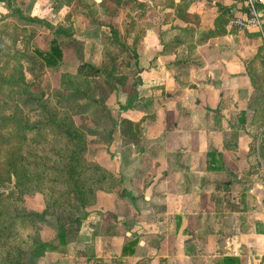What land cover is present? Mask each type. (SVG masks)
<instances>
[{
  "label": "crops",
  "instance_id": "obj_1",
  "mask_svg": "<svg viewBox=\"0 0 264 264\" xmlns=\"http://www.w3.org/2000/svg\"><path fill=\"white\" fill-rule=\"evenodd\" d=\"M107 1L82 0L76 8L85 12L89 4L97 12L100 24L90 19L92 51L86 56L95 66L104 61L98 29L147 30L139 51L144 70L134 90L137 99L126 110L112 109L111 152L93 155L121 179V186L112 193L97 192L80 224L69 227L66 244H59L55 230L42 236L54 248L36 264H259L264 254V172L254 152H224L232 134L223 111L213 108L227 98L220 93L224 79L241 71L230 61L229 47L236 40L230 34L205 36L218 27V17L241 11L240 0H122L111 15L102 4ZM178 26L190 31L184 39L195 31L191 51L173 42L176 32L162 43L158 39L160 28ZM203 75L217 77L219 88L198 86L192 94L181 84ZM120 94L121 104L129 103L126 92ZM115 100L113 92L111 108ZM150 101L156 117L141 125L142 149L124 144L119 119L137 123L150 113L145 109ZM218 143L223 152H211Z\"/></svg>",
  "mask_w": 264,
  "mask_h": 264
},
{
  "label": "rangeland",
  "instance_id": "obj_2",
  "mask_svg": "<svg viewBox=\"0 0 264 264\" xmlns=\"http://www.w3.org/2000/svg\"><path fill=\"white\" fill-rule=\"evenodd\" d=\"M65 1L0 0V47L14 46L15 49L20 52L24 51L31 58L36 56L33 48L40 51H49L51 42L53 41L63 49V61L61 64L50 67L42 60L37 63L35 68L37 78H34L30 74V63L23 61L25 68L24 76L29 85V88L26 89L31 96L16 95L13 97L11 103L18 105L29 120L34 122L48 120L52 117L58 118L62 112H68L73 122L86 135L88 142L87 159L106 168L93 155L94 152H111L109 149V139L112 132L110 123L114 119L109 117V113L112 109L114 111L126 110L136 101L134 90L142 82L140 73L144 70V67L141 66L139 61V51L147 30L143 27L139 29L121 30L118 27L116 29V38L105 40L102 37L101 29H98L100 31L104 61L100 67H97L86 58L87 54L92 51L90 49L93 40V31H90L91 28L89 27L90 14L88 11H76L77 6L80 5L82 0ZM133 4L136 5L135 3ZM62 8H67L68 11L66 13L60 11ZM180 8L181 6L179 5L176 7L177 17L182 16ZM16 9L19 11H16ZM34 17L41 18L51 28L62 29V31L54 33L49 31L46 26L27 21ZM167 18L168 16L165 14L166 21ZM229 27L231 28L230 30H227L225 27L223 29H218L217 27L215 29H209L205 35L208 38H214L230 34L232 39L236 40L234 48L229 47L230 61L238 63L241 67L238 75H231L224 79L225 87L221 89L220 93L225 94L227 98L218 101V103L216 102L213 108L223 111L221 117L227 121L228 124L226 126L229 129V134H232V138L227 140L226 143L224 142V152H254L256 154L255 158L256 156L258 158V166L264 172V154L261 155L264 149V125H260L258 122L255 123L253 109L249 107L254 95V89L252 77L247 69V65L252 60L255 62V65H252V69L256 72L258 71V73L260 69L262 70V65L257 58L261 52L264 60V51H262V48L264 49V37L255 31L239 30L231 25ZM5 29L11 35L13 34V30L17 29L25 33L31 32L33 36L29 44H25L22 38L24 37L23 35L20 38L18 37L13 45L9 37L3 34ZM221 30L224 32L220 33ZM169 32H176L171 39L178 47L183 45L186 50L191 51L195 38V34H193L195 33L194 30L191 32L189 39H184L182 37L183 33L186 32L188 34L190 32L189 29L179 26L176 29L171 28L167 30L160 28L157 33L161 43L164 37L168 36L167 34ZM115 52L117 53L115 54ZM0 60V71H3L4 58ZM18 62L17 56L10 58L11 69H9V72L15 75L20 73L18 69L14 68ZM184 62L183 60L176 61V63ZM82 64L100 68L102 72L94 74L91 68L88 67L83 71V73L88 75H82L80 72V66ZM192 79V82L184 81L181 83L192 94L195 93L194 91L197 90L198 86H202V88L210 85H214L216 88L219 86L217 77L203 75L199 79ZM71 80L73 84H71ZM208 80H210V84H208ZM171 82H174L173 78H171ZM19 89L23 90L20 86H14L16 92ZM232 90H235V92L233 91L231 93ZM5 92L0 91L1 103L5 102ZM113 92L116 95V104L114 108H111L108 100ZM120 92H126V98L129 100V103L125 105L121 104L118 100L121 95ZM231 98L236 100L233 105L230 102ZM151 107L152 101H150L145 109H151ZM149 111L150 113L146 114L137 122L142 140L144 135L141 125L147 120H154L156 117V111L152 109ZM210 111H213V109L211 108ZM242 112L245 113V121L243 123L240 122ZM217 114H220V112H217ZM211 117L214 118L212 114ZM122 119L124 118H120L117 123L118 132H120ZM234 125H239V128L235 130ZM219 144L212 151L223 152L220 150L222 147ZM141 146L142 143L137 148L142 149ZM15 191L11 185L8 187L0 186V195L4 193H15ZM24 201L27 210L31 213L39 212L46 205L44 195L39 192L26 194ZM88 207L90 205L83 207L77 201L76 197L73 198V208L79 217ZM33 221L41 240L42 236H46L52 230L58 232V224L54 216H46L41 219L33 218Z\"/></svg>",
  "mask_w": 264,
  "mask_h": 264
},
{
  "label": "trees",
  "instance_id": "obj_3",
  "mask_svg": "<svg viewBox=\"0 0 264 264\" xmlns=\"http://www.w3.org/2000/svg\"><path fill=\"white\" fill-rule=\"evenodd\" d=\"M111 2L116 7L111 6ZM121 3L122 0H108L102 4L111 15L116 13ZM86 6L93 22L99 23L96 10L89 4ZM232 18V15L218 17L217 28L223 29ZM27 21L46 26L54 33L62 31L51 28L38 17ZM129 29L132 27L126 28ZM3 34L9 37L13 45L23 35L25 44H29L33 36L31 32L25 33L17 29L13 30L12 35L5 29ZM102 35L105 40L114 39L117 36L116 28L109 26V32L102 30ZM33 51L36 56L31 58L14 46L0 47V59L4 58V68L0 71V91H6L7 99L0 102V186L11 185L16 190L15 193L0 195V264H36L35 259L54 248L51 243L40 239L33 218L54 216L58 224L59 244H66L69 227L81 222L73 208V198L76 197L83 207L92 206L96 202L98 191L112 193L121 186V179L117 175L87 159L86 135L73 122L68 112H62L58 118L34 122L29 120L18 105L11 103L16 95L31 96L26 89L29 85L24 76L23 61L30 63V74L34 78H37L35 68L40 60L50 67L63 61V49L54 41L51 42L49 51L35 48ZM12 56H17L19 60L14 67L20 72L17 75L9 72ZM257 60L262 65L259 73L252 69L255 62L251 60L247 65L254 89L249 107L253 109L255 123L264 125V60L261 52ZM88 67L94 74L102 72L100 68L82 64V75H88L83 73ZM14 86H20L23 90L16 92ZM244 115L242 112L241 123L245 121ZM120 135L126 145L138 147L142 143L139 124L131 120H121ZM263 154L264 149L261 152ZM222 168L223 165L216 166L218 170ZM33 192L42 193L46 203L45 208L36 213L29 212L24 201V196Z\"/></svg>",
  "mask_w": 264,
  "mask_h": 264
},
{
  "label": "built area",
  "instance_id": "obj_4",
  "mask_svg": "<svg viewBox=\"0 0 264 264\" xmlns=\"http://www.w3.org/2000/svg\"><path fill=\"white\" fill-rule=\"evenodd\" d=\"M240 6L241 11L231 19L229 24L239 30L255 31L264 37L262 17L264 0H240ZM259 264H264V254Z\"/></svg>",
  "mask_w": 264,
  "mask_h": 264
}]
</instances>
